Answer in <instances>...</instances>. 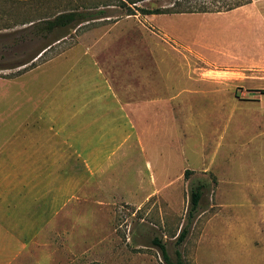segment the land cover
<instances>
[{
  "label": "rangeland",
  "instance_id": "1",
  "mask_svg": "<svg viewBox=\"0 0 264 264\" xmlns=\"http://www.w3.org/2000/svg\"><path fill=\"white\" fill-rule=\"evenodd\" d=\"M155 1L137 6L154 9ZM250 4L226 13L127 15L117 0H0V78L38 67L21 81L25 112L6 111L18 95L3 98L0 81L1 149L17 131L8 119L25 118L28 134L39 114L66 134L81 104L100 96L148 107L103 111L116 124L107 127L115 138L102 145L108 170L100 186L98 173L81 172L76 122L70 174L0 175L5 201H34L37 187L43 196L42 221L27 225L38 264H164L154 239L171 257L179 250L185 264H264V0ZM66 11L89 13L88 20L51 33L29 27ZM97 129L87 133L94 152ZM55 181L58 196H67L53 204ZM66 181L70 188L61 189ZM198 185L202 198L189 218Z\"/></svg>",
  "mask_w": 264,
  "mask_h": 264
},
{
  "label": "crops",
  "instance_id": "2",
  "mask_svg": "<svg viewBox=\"0 0 264 264\" xmlns=\"http://www.w3.org/2000/svg\"><path fill=\"white\" fill-rule=\"evenodd\" d=\"M254 2L255 1H253L252 4H254ZM252 4L245 5L235 10L250 8L254 6ZM53 62H48L45 67L50 66L51 64H53ZM23 68L24 67L22 66H18V71L7 74L5 78H0V81L3 85V98L14 100L18 95V98L15 101H8L5 103L7 109L6 111L12 110V113L18 112L19 114L21 106H24L23 108L25 112L26 92L25 88L21 86V81L22 78H24L25 76L38 70L37 67L31 69L30 71L20 73V70H22ZM9 84H12L14 86L17 85L18 91L10 92L9 89L11 90V86ZM20 97L21 101L18 100ZM105 97L107 98V95ZM101 100L102 98L100 96L99 101L97 102H83L81 104L82 111L80 114V118L76 120L72 118L71 120H69V123L66 124V134H58V130H56V128L51 124H48L45 119L41 118V116H38L39 114H35V121L33 120L32 124L30 123L31 125H33L34 123V126H36L35 129L28 134L26 132L25 127V118L8 119L9 121L7 122L14 121V124L17 126V131L16 133L9 135L8 137H5L3 140L2 149L0 148V175H26L27 173L70 174L71 172L69 170H71L72 166L70 164H67L66 158H68V156L69 158H73L74 156V123L76 122V124L80 123L82 134V146L80 153L78 154V157L82 159L83 167L81 172L83 174L98 173L99 178L97 186H100L102 181L101 175L102 173H105L106 175L108 170L105 169V165L102 161V157L104 155L102 151H104L106 148L105 146L102 149V145H106L107 143H109V141H113L115 137L111 132L107 131V127L110 124H116V121L112 120V118L106 119V117L104 116L105 113H103V111L107 110L108 108H118L119 111L127 109H129V111H144L148 108L145 105H139L134 103H131L129 107H124L123 105H119V103H117L118 101L112 102ZM20 102L22 104H20ZM43 106L45 109L51 110L52 106L54 105L47 103ZM34 107L35 105L32 107V109ZM95 109L97 111L96 115H94ZM11 115L12 114H10V116ZM133 115L134 114L131 115V113H129L128 116L129 124H131L130 126L132 127L134 125ZM91 125L98 127L96 134V152H94L93 150L95 148L93 144L95 140H90L87 138V133L89 132V127ZM102 125H105V129L101 127ZM128 136H130L131 140L132 134ZM58 141L64 143V146L62 145V150L58 149ZM89 142H92V145H90ZM93 159H96L95 167H93V165L91 164L94 161ZM84 177L86 179V176ZM56 184V181L50 183L51 187L55 185V188L53 187V189H51V194L49 195V198H51L50 200L55 201L52 202L53 204H56V201L58 200H62L61 196H64L66 194L64 193L63 195L58 196V188L56 187ZM65 184L66 186H62L61 189H63L64 187L66 189L70 188L69 186H71V183L69 181H66ZM84 185L85 183H83V186ZM37 188L35 189L34 201H5L3 196V185L2 181L0 180V264H38L37 260H35V257L36 254L40 253V251L38 252L37 248H31V246H28L30 243V234L27 233L28 227L32 228L33 224V227L35 228L37 222L42 221L41 212L43 211L42 208L45 201H38L39 198L42 199L43 196L42 194H40L41 192L37 191ZM52 191H54L53 196ZM27 207L29 208V211L27 210ZM63 213L64 211L61 212V214ZM45 214L53 216L54 213L52 210L50 212H48L47 210L45 211ZM56 216H59V212L56 213V215L53 217L51 224H54ZM47 218L48 217L46 216L45 220H47ZM27 225L29 226L27 227ZM30 259L32 262L28 263Z\"/></svg>",
  "mask_w": 264,
  "mask_h": 264
},
{
  "label": "trees",
  "instance_id": "3",
  "mask_svg": "<svg viewBox=\"0 0 264 264\" xmlns=\"http://www.w3.org/2000/svg\"><path fill=\"white\" fill-rule=\"evenodd\" d=\"M23 2L41 1V0H21ZM148 0H117V3L126 9L127 15L140 12L143 15H164V14H183V13H226L237 8L243 7L251 3L252 0H156L159 3L154 9H144L137 5ZM116 5V4H114ZM89 13H81L79 11L60 12L50 17L38 18V20L29 21V27H38L51 33L57 28H65L76 22L88 20ZM27 24V23H25ZM264 93V91H262ZM187 174V172H186ZM203 188L198 185L191 191L190 206L188 216L192 218L196 213L199 202L202 198ZM187 236V229L182 228L177 237L176 244L180 245ZM154 243L158 246L164 264H185L182 254L176 250L174 256L171 257L166 246L158 239H154Z\"/></svg>",
  "mask_w": 264,
  "mask_h": 264
},
{
  "label": "bare ground",
  "instance_id": "4",
  "mask_svg": "<svg viewBox=\"0 0 264 264\" xmlns=\"http://www.w3.org/2000/svg\"><path fill=\"white\" fill-rule=\"evenodd\" d=\"M215 72V71H214Z\"/></svg>",
  "mask_w": 264,
  "mask_h": 264
}]
</instances>
